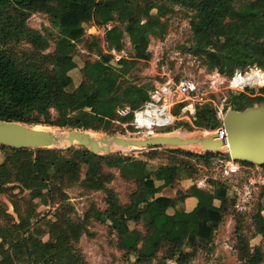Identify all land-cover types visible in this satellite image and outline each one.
<instances>
[{"label": "trees", "instance_id": "obj_1", "mask_svg": "<svg viewBox=\"0 0 264 264\" xmlns=\"http://www.w3.org/2000/svg\"><path fill=\"white\" fill-rule=\"evenodd\" d=\"M175 8L188 18L187 52L209 71L224 75L226 83L238 70H264V0H0V120L115 133V122L124 120L119 111L142 108L155 88L139 81L133 71L139 62L150 59V39L166 33L168 18ZM33 13H43L59 28L61 36L48 53L42 54L47 47L45 38L26 23ZM92 26L101 28L103 37L86 35ZM21 42L39 50L41 58L36 53L23 58L25 51L17 50ZM77 43L96 57L83 59L80 79L75 84L70 72L78 68ZM124 50L127 55H123ZM114 53L121 56L116 59ZM247 90L228 93L224 109L229 106L242 110L264 102V87L256 95L252 88ZM183 105H176L174 113L178 114ZM216 111L210 102L199 103L190 121L180 120L177 124L188 131L214 130L221 123ZM110 112L112 118L107 116ZM0 149L4 154L0 194L16 197L13 191L19 187L27 190L31 198L58 204L57 210L66 208L65 189L71 186L105 194V208L91 204L80 221L65 215L70 213L68 209V213L56 211V216L63 219L44 223L49 236L44 242L34 233H45L44 227L39 229L45 217L39 219L33 204L26 200L21 210L11 199L21 223H14L0 207V264H18L13 256L30 262L35 253L38 258L32 260L34 263L66 264L67 255L75 251L70 241H78L91 220L109 222L107 226L116 236L118 249L133 255L135 264H150L159 252L162 262L183 264L199 250L211 248L217 227L235 210V197L225 184L206 180L210 187L204 189L195 183L212 161L227 158V154L154 148L142 151V158H138L133 154H94L85 147L39 148L36 154L29 148L0 145ZM162 156L167 157L165 163L149 166V161ZM261 167L264 169V164ZM115 171L134 185L124 204L108 186L116 178ZM182 181L189 185L181 187ZM258 196L264 197V182ZM190 197L196 199L193 221L188 219L184 205ZM123 207L131 211L125 220L116 215ZM263 209L258 205L248 226L244 225V217L234 215L233 249L242 264L264 261L262 245H250L253 235L260 236L264 243ZM128 221L140 224L141 229L131 227ZM155 232L156 246L149 242ZM78 259L80 264H86L79 254Z\"/></svg>", "mask_w": 264, "mask_h": 264}, {"label": "rangeland", "instance_id": "obj_2", "mask_svg": "<svg viewBox=\"0 0 264 264\" xmlns=\"http://www.w3.org/2000/svg\"><path fill=\"white\" fill-rule=\"evenodd\" d=\"M176 12L172 14L168 18V28L166 33L162 37H151L150 43L148 46V50L151 54L149 60L141 61L137 64L135 70L133 71V76L138 77L139 81L148 83L150 85H156L157 83H161L167 77H171L173 80L177 81L182 77H191L197 84V88L195 91L189 94V97L184 100L182 103L184 105L190 103L193 104L194 108L199 103L210 102L216 108L223 105L225 107V101L228 97V93H234L227 86L225 76L223 82L222 79H218L216 76H212L215 70L209 71L206 66L199 60L197 57L187 52L186 47H188V31H189V23L186 14L175 8ZM27 25L36 30L42 37L45 38L47 42L46 49L42 52L48 53L55 48L57 41L60 38L59 28L51 23V21L47 18L43 13H33L31 14L27 20ZM90 33V34H89ZM96 35L103 37V31L101 28L96 26H92L86 31V35ZM63 46H67L66 42H62ZM76 46V54L75 60L78 64V68L72 70L70 73L73 78V82L76 84L80 79V68L83 65V59L90 57L95 58V55H88V52L85 50L82 43L75 44ZM126 49H129V45L126 43ZM17 50H24L26 56L23 58H29L30 53H36L38 59L41 58V52L39 50L32 48L27 44V42H21ZM125 54L126 50H124ZM176 76H178L176 78ZM264 86L255 85L252 87L253 94L256 95L260 93L259 88ZM72 88V87H71ZM69 88V89H71ZM251 93V92H250ZM185 99V98H184ZM264 103V102H262ZM257 105V104H255ZM176 107V106H175ZM175 107L172 108L171 114L175 117L173 123L166 126V128L161 127L156 130V135L159 134H171V135H181L183 137H197V136H206L203 131L204 129H194L193 131H188L186 128L181 127L178 123L180 120H187L182 118L184 114L181 112L178 114L174 113ZM230 107L227 106L225 111ZM125 110V109H124ZM124 110H120L119 114L124 118L123 121H116V131L115 133H108L104 131H92L85 130L91 133V135L102 138V136H124V137H132V138H142L141 134L135 133V129L131 124L132 115L131 112L123 113ZM109 118L113 117V112L107 114ZM192 116V115H191ZM191 116H189V121L191 120ZM37 128H48L51 130L67 132L69 128H61V127H49L44 125H30ZM163 128V129H162ZM170 130V131H166ZM180 133V134H179ZM184 134V135H183ZM190 135V136H188ZM71 147H82L78 143L73 144ZM69 147V148H71ZM53 149H57L56 147H51ZM163 147L157 148L158 151H161ZM156 149V148H155ZM166 149H182L187 151H192L195 153H203L201 149L191 150L186 147L180 148H166ZM66 150V149H63ZM148 149L141 150H129L123 149L119 147L112 148L109 152H103L101 155L107 154H119V155H134L138 156V158H142L140 153L142 151H147ZM166 155V154H165ZM167 156V155H166ZM180 157V156H179ZM4 159L3 151L0 149V163ZM167 161V157H158L154 160L149 161L150 167H156L159 164L165 163ZM244 176L240 181L233 180L234 177L228 176V179L225 180L226 186L228 187V191L231 195L233 194V186L238 185V189H243V185L248 183L249 179L259 180V178H264V169L261 166H251V168L245 170ZM116 178L108 185L113 188L118 194L119 200L122 204L128 202V195L131 190L134 188V185L126 180L121 179L118 176L117 172ZM205 173V174H204ZM204 175H210L208 171H203ZM218 174V173H217ZM214 179L217 178L216 175H213ZM207 180H212V178H207ZM215 181V180H212ZM219 181V180H218ZM222 183V182H221ZM224 184V183H223ZM181 187H187L188 181H182L179 183ZM67 198L63 201L66 208L62 210L58 209V204H52L49 200L48 203H44L39 198H31L29 192L25 189L16 188L13 193H16V197H11L8 194H0V207L5 209V212L8 213L14 223H21V216L19 213L14 211V206L11 202V199L15 200L19 204V208L24 210L26 201L30 204H33L34 209L36 210L37 217L44 218V221L39 223L40 230L45 229V233L35 234L34 237L40 239L41 241H47L48 229L47 224L44 225L46 221H50L52 223L60 222L63 218H58L56 216V211L58 214L61 212L70 213L65 214L69 215V217L74 221H80L83 219L84 212L89 208L91 204H94L96 207L103 209L105 208L104 203V192L102 191H86L79 185H74L65 189ZM170 192V191H169ZM236 198V196H235ZM31 199V200H28ZM26 200V201H25ZM189 201L196 200L194 198ZM235 205V204H234ZM258 205L264 206V197L262 199L258 196V191L253 192V196L249 199L246 206L243 203H240V207L242 208V212H238L234 206V212L228 214L224 220L217 227L213 241L211 244V248L209 250H199L193 258H191L188 262L183 264H242L240 263L235 255V251L233 249V229H234V220L238 215L242 216L244 219V225L248 226L252 213L257 209ZM68 209V210H67ZM189 209L188 219L193 221L194 213L193 209L189 207L185 208ZM1 210V209H0ZM192 213V215H190ZM264 215V209L262 210ZM63 215V216H65ZM116 215L120 216L122 219H127L131 215V211L127 207H123L116 212ZM235 215V217H234ZM2 221L0 220V223ZM107 223H102L98 221L91 220L86 224L85 231L80 234L78 241L73 242V239L70 241L74 245L75 251L69 253L67 255L66 264H80L78 259V254L81 255L82 260L86 264H135V257L131 254H127L122 250L118 249L116 245V236L113 232H111L107 226ZM131 227H137L141 229V225H135L133 222L128 221ZM44 225V226H43ZM38 226V223L37 225ZM250 236V233L248 234ZM250 245L255 246L261 244L264 249V243L261 241V237L258 235L250 236ZM149 242L152 245L158 244L157 232H155L150 238ZM41 250H44L41 246ZM78 253V254H77ZM161 252L158 253L156 258L150 264H176L174 260H167L166 262H162L160 259ZM38 254H33L30 258V262L26 261L25 257H12L14 263L18 264H44L41 262L34 263L32 260H37ZM264 264V261L263 263Z\"/></svg>", "mask_w": 264, "mask_h": 264}, {"label": "water", "instance_id": "obj_3", "mask_svg": "<svg viewBox=\"0 0 264 264\" xmlns=\"http://www.w3.org/2000/svg\"><path fill=\"white\" fill-rule=\"evenodd\" d=\"M221 123L226 133V140L218 138L216 133L203 137L159 134L147 138H132L113 135L102 136L100 144L87 133L88 131L70 129L67 132L57 131L66 134V144L59 146L54 136L55 130L0 120V145L13 149L29 148L36 154L39 148L56 147L63 150L78 143L90 152L101 155L114 147L141 150L161 147L180 148L199 143L203 153L219 154L226 145L232 159L257 166L264 164V103L248 106L242 110L229 108L224 112Z\"/></svg>", "mask_w": 264, "mask_h": 264}, {"label": "built area", "instance_id": "obj_4", "mask_svg": "<svg viewBox=\"0 0 264 264\" xmlns=\"http://www.w3.org/2000/svg\"><path fill=\"white\" fill-rule=\"evenodd\" d=\"M125 53H123L124 55ZM116 59L121 55H116ZM212 76H216L218 79L224 77L215 70ZM226 80V79H225ZM259 85L264 86V70L258 67H250L244 71L238 70L235 74L227 81V86L230 90L235 93H247V88L251 89L253 86ZM197 84L191 77H182L177 81L173 80L171 77H167L161 83H157L155 88L150 93V98L145 102L144 106L140 109L131 111L126 108L123 113L131 112L132 120L131 124L135 129V133L141 134L143 138L156 135V130L161 127H166L167 125L173 123L175 117L171 114V110L176 105L182 103L189 97V94L195 91ZM185 98V99H184ZM181 112L184 114L182 118L189 119V116L194 114L193 104H186L181 106ZM225 109L223 105L217 107V117L222 119ZM205 135L211 133H216L218 138L226 140V133L220 126L214 130H204ZM222 154H227V158H217L212 161V163L205 168L206 171L211 173L210 175H204L203 177L196 180V185L199 188H208L210 185L207 183V178H212L213 180H219L226 185L225 180L228 176L234 177L233 180L240 181L242 176L246 173L245 170L250 169L251 166L243 164L239 160L232 159L228 152L226 145L222 147ZM255 166V165H254ZM257 166V165H256ZM218 173V174H217ZM216 175L217 178L212 177ZM264 182V178H259V180L249 179L248 183L243 185V189H238V185H234L233 194L235 198V209L238 212H242V208L239 206L243 203L246 206L249 199L253 196L254 191L259 190V186Z\"/></svg>", "mask_w": 264, "mask_h": 264}, {"label": "bare ground", "instance_id": "obj_5", "mask_svg": "<svg viewBox=\"0 0 264 264\" xmlns=\"http://www.w3.org/2000/svg\"><path fill=\"white\" fill-rule=\"evenodd\" d=\"M37 128V127H36ZM88 134H90V136H92L94 139H96L100 144H101V140L102 138H98V137H95L93 135H91V133L87 132ZM180 134V133H179ZM184 135V134H183ZM54 136L56 137V139L58 140L57 144L59 146H63L66 144V134H60L58 132H54ZM181 136V135H179ZM190 136V135H188ZM183 137V136H182ZM182 147H186L188 149H191V150H196V149H201V146L199 143H196V144H189V145H185V146H182Z\"/></svg>", "mask_w": 264, "mask_h": 264}, {"label": "crops", "instance_id": "obj_6", "mask_svg": "<svg viewBox=\"0 0 264 264\" xmlns=\"http://www.w3.org/2000/svg\"><path fill=\"white\" fill-rule=\"evenodd\" d=\"M193 197L187 198L184 202L185 208L189 207L190 209H193L196 205V202L194 203L193 201H189L190 199H192ZM195 199V198H194ZM196 200V199H195ZM189 209H186V211H188Z\"/></svg>", "mask_w": 264, "mask_h": 264}]
</instances>
